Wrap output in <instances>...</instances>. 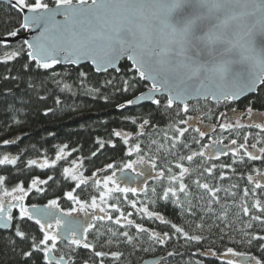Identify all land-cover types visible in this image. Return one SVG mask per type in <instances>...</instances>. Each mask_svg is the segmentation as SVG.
<instances>
[{"label":"trees","instance_id":"16d2710c","mask_svg":"<svg viewBox=\"0 0 264 264\" xmlns=\"http://www.w3.org/2000/svg\"><path fill=\"white\" fill-rule=\"evenodd\" d=\"M44 2L49 6L55 5L52 0ZM21 24V13L10 5L0 4V38H5L6 33L16 29H19L18 35L24 34L25 30L21 28ZM11 51L19 52V56L7 63L0 62V158L5 154L15 155L18 157V163L16 166H0V174L5 175V186L9 190L18 183L30 188L31 180L36 178L48 181L38 185L43 189L40 193L31 189L26 198L27 205H47L49 201L57 199L63 208H67L69 205H75L66 198L69 191L84 202L96 198L100 192L98 187L86 184L77 188L75 185L78 182L64 175L63 169L71 167L74 160L78 165L83 162L77 172L83 173L84 177H89L96 171L104 172L108 169V164L115 166L113 170H119L128 161L139 159L141 155L146 163L150 158H157L158 167L171 161L173 171L178 174L179 170L174 167L178 157L203 150L202 145L208 143L206 136L201 139L191 127L185 136L180 138L181 143H178L176 148H172V139H165V135L169 138L178 136L173 126L187 127L180 125L178 121L188 116L210 127L216 125L224 113L233 110L246 113L251 107V118L264 123V85H260L255 95L239 103H211L209 100L190 102L186 114L182 112L180 105L174 104L172 109L165 108V97L157 98L161 100L160 106L152 103L130 108L126 102L148 90L149 85L138 77L131 79L134 73L126 60L119 64V71L109 70L101 74L96 73L89 65L72 67L57 64L54 68L45 70L37 67L35 61L27 56L28 50L23 41L8 43L7 47L0 45V60H3L6 52ZM81 72L87 74L83 83ZM124 79H129L130 83L127 92L122 90ZM65 84L71 86L70 90L64 87ZM132 84L135 87H131ZM92 89L98 91H91ZM177 112H180V116L176 115ZM145 119L149 124L141 137L138 130ZM131 120L136 123H131ZM114 131L127 134L130 137L129 145L115 137ZM245 135L248 136V151L256 152V149L251 148V144L256 143L258 139L261 142L257 143V148L264 147V132L255 127L245 125L227 131H214V137L222 139L224 143L231 144V140L236 139L235 146L244 143ZM5 140L14 143L4 146ZM153 140L156 141L155 144L152 143ZM134 142L141 143L142 153L133 152L129 155L127 149ZM183 143H187L189 147H183ZM65 145V157L56 161V154ZM93 152L96 153L95 156L92 155ZM243 152L242 149L235 158L229 153L219 160L208 161L204 166L216 165L211 176L207 173L201 175L203 166L197 167L201 158L196 157L191 163L183 161L186 167L192 169L191 174L185 178L190 196L186 200L182 197L184 210L171 202L157 201L155 205L147 204L149 211L161 214L169 221L167 225L154 218L148 219L137 210L132 212L127 201H123L120 195L118 198L113 195L125 216L129 212L132 213V216L127 218L132 219L134 225H142L160 235L167 232L170 239L165 244L160 245L150 240L147 233H137L134 226L120 227L104 220L94 222L96 227L88 233V242L95 245L93 249L75 248L67 242H58L55 251L57 257L61 254H64L66 259L71 257L73 264H100V258L94 253L103 251L109 253L103 264H139L151 257H162L158 264H226L227 260L222 255L228 248H232L236 253L255 256L264 261V251L260 248V245H264V240L252 239V236L264 237V224L250 219L251 215L264 218V212L252 208L256 199L264 205V189H255L253 193L254 185L249 184L247 180L248 175L255 177L260 176L258 173L264 174V160L249 161ZM31 159H35L37 165H28L27 161ZM45 159L54 166L39 168L38 165ZM221 165L231 167L221 168ZM221 172L226 177L224 180L218 179ZM197 177L211 186L221 187L222 190L217 194L219 203L209 204L211 197L194 183ZM261 182L264 183V180ZM162 183L152 185L157 187L158 194L162 191ZM245 188L249 189L248 197L243 196ZM230 192L235 195H230ZM130 196L132 195L127 194L128 200ZM139 197L137 202L141 206L144 196ZM243 204L249 207V216L243 215ZM189 208L191 212L187 211ZM118 215L119 213L115 214V217ZM116 218L113 217V220ZM171 223L182 227L189 236L201 237V240H187L175 234ZM198 224L202 227H197ZM249 224L251 227H248ZM16 227L28 237L35 236L37 241L42 239L43 233L34 220H21L19 215H15L10 230L0 231V264H44L41 252L33 251L32 256L25 258L24 253L31 250V243L28 239L21 240L15 236ZM109 229L117 235L112 236ZM124 231L129 232L133 238L132 243L126 242L120 235ZM109 240L112 243H107ZM113 252L121 253L119 260L111 257Z\"/></svg>","mask_w":264,"mask_h":264},{"label":"snow or ice","instance_id":"6c2138e0","mask_svg":"<svg viewBox=\"0 0 264 264\" xmlns=\"http://www.w3.org/2000/svg\"><path fill=\"white\" fill-rule=\"evenodd\" d=\"M55 7H49L44 0H14L12 7L22 14L21 28L24 30L39 29V34L32 40L25 39L23 43L27 45L29 51L27 56L35 61L37 67L42 69H52L57 64L79 65L82 61H90L96 72H107L109 68H116L117 62L121 57H126L131 61L130 70L134 73L132 80L137 77L139 80L151 82V88L147 96L141 95L136 98L135 103L143 100H150L154 105L160 106L161 100L155 98L157 94L166 95L167 109H172L174 104L182 105V112L188 113V101L194 97L203 95L205 98L211 95L213 99L226 102L236 101L242 95L249 92H256L260 85H264V50L256 53L252 47H245L239 43L243 35H247L253 28L259 26L261 34H264V0H54ZM62 16L63 20L57 17ZM247 30V31H246ZM19 29L6 33V37H16ZM243 34V35H242ZM0 45L8 46L7 39L0 40ZM240 48L239 55H233V51ZM63 54V55H61ZM19 52L11 51L4 54L0 62L7 63L15 60ZM119 71L118 68H116ZM83 80L87 74L81 72ZM111 83V81H107ZM64 87L70 90L71 86L65 84ZM129 79L123 80L124 92L129 90ZM131 87H135L134 84ZM91 91H98L92 89ZM106 99V98H105ZM59 103V101H57ZM134 102L129 100L126 105H132ZM124 107V106H121ZM235 111V110H233ZM251 118L252 108L246 110ZM180 116V112L176 113ZM239 115V114H237ZM264 115V114H262ZM191 116L186 119H180V125L188 127H175L173 130L178 136L171 138L165 135V139H172V148H176L181 143L180 138L185 136L189 127L192 125ZM135 124V120H131ZM149 124L148 120H143L138 130L140 136H144V129ZM243 125L239 119L235 125L232 122L221 123V130H230L234 127L242 128ZM248 127H255L264 132V123H249ZM194 131L203 139L207 132L199 127ZM215 131V129H213ZM114 136L122 139L125 145H129L130 137L121 131H114ZM139 139V137H137ZM244 143L238 148L230 149L233 158L237 157L238 152L243 149V155L249 161L264 160V147L257 148V143L251 144L256 152L248 151V136H244ZM197 143L199 141H196ZM13 141H3L4 146H10ZM156 143L155 140L152 141ZM221 140H213L210 145H202L200 151H193L189 155H180L174 167L179 170L178 174L173 171L172 162L158 167L157 158L153 157L147 161L152 173V179L161 184L162 191L158 194L157 187L151 188L149 196L148 185L145 184L142 189L137 187L121 186L126 181L118 180L116 172L108 175L103 180V191L100 192L99 203L95 197L91 203H86L77 198L71 191L66 196L78 207L73 208L74 212H83L93 223L87 225L71 220L62 219V217H71V212H63L56 215L52 210L59 209L57 200H51L44 209L32 205L31 208L25 206V199L28 197L31 189L40 193L42 188L40 184H46L47 180L39 178L31 180V186L28 190L23 184H16L9 190L6 187L5 175L0 174V226L8 228L14 217L13 209L18 208L19 219L34 220L39 225L43 233L42 239L36 240L35 236L28 237L19 227H16L15 236L21 240L28 239L31 243V250L24 253L25 258L32 256L33 251L43 254L44 264H73L71 257L65 258L61 254L56 258L53 253L57 251L58 241L66 240L69 246L75 248L93 249L94 244L88 242V233L96 227L94 222L111 221L120 227H135L137 233H147L150 240L163 245L170 239L167 232L160 235L156 231L142 225L136 224L132 219V213L121 211L117 204H108L110 193H121L127 198L128 193L137 195L143 192L144 200L137 209L136 202L131 203V208L137 209L148 219L159 220L162 224H168L169 221L161 214L149 211L147 204L155 205L157 201L171 202L174 206L184 210L183 199L190 196L188 185L185 183L186 176L190 175L192 169L186 167L183 161L193 162L196 157L201 158L200 165L203 166V172L208 176L213 174L215 164L207 165L210 160H219L222 155H228V151H221ZM231 145H237V140H231ZM115 147V145H112ZM60 148L55 156V160H61L64 155V149ZM103 147V145H101ZM183 147L188 148L187 143ZM229 149V145H223ZM151 150V149H150ZM127 152L131 155L133 152L142 153L141 143L134 142L128 147ZM70 155V153H69ZM96 155L95 152L92 153ZM236 161L234 160L233 163ZM18 157L15 155H3L0 158V166H16ZM28 165H37L35 159L27 161ZM139 164H145L143 155L137 160ZM73 165L82 167L73 161ZM49 161L45 159L38 167L41 169L50 168ZM231 167V165H221V168ZM108 169H114L113 164L107 165ZM126 169H134L133 164H127L120 168V172ZM65 176H71L73 181L78 183L75 187L86 185L88 180L83 173L77 175L74 169L64 168ZM15 174V173H14ZM135 176L143 175L140 171H135ZM264 180V174L258 173ZM95 177V173H93ZM226 177L223 172L219 174L218 179L224 180ZM51 179V177H50ZM249 184L254 185L255 189H264V183L255 179L252 175L247 176ZM97 187L101 186L99 179H94ZM199 189L204 190L211 197L212 202L219 203L218 193L222 190L219 186H211L207 182H202L199 177L194 180ZM109 185H112L110 188ZM236 187V185H233ZM235 195V193H229ZM243 196H249V189L245 188ZM6 198L7 201H6ZM191 204V201H188ZM244 216H249L250 209L247 204L241 205ZM253 209L264 212V205L259 199H256L252 205ZM92 210L90 215L88 210ZM97 209L99 213L97 214ZM110 210L119 213V216L113 220ZM191 212V208L187 209ZM252 221L264 224V218L258 215H251ZM202 227V225H197ZM251 227V224L248 225ZM171 228L175 234L187 239L199 242L201 237L189 236L182 227L171 223ZM61 229L63 231L61 232ZM112 236L117 233L109 229ZM128 243L133 242L128 231L120 233ZM247 235V233H246ZM252 239L264 240V237L252 236ZM50 242V244H49ZM251 243V240L248 241ZM107 243H112L111 240ZM264 251V245H260ZM243 256L236 253L232 248L227 249L225 255ZM94 255L100 258V264H103L104 258L109 253L95 251ZM114 260H119L121 253L113 252L110 254ZM172 255V253H169ZM245 264H264V261L255 256L244 257ZM226 264H235L232 259H228Z\"/></svg>","mask_w":264,"mask_h":264},{"label":"water","instance_id":"95a60500","mask_svg":"<svg viewBox=\"0 0 264 264\" xmlns=\"http://www.w3.org/2000/svg\"><path fill=\"white\" fill-rule=\"evenodd\" d=\"M13 3H14V0H0V4H4V5L12 6ZM49 7H55V5L49 6ZM21 16H22V14H21ZM57 19L58 20H63V17L62 16H58ZM39 31H40L39 29H36V30H25V33L22 34V35H17L16 37L0 38V40L7 39L9 44H12V43H15V42H18V41H24L25 39H27L29 41H32L39 34ZM239 43L241 45L245 46V47H249L250 46V47L255 49L256 53H260L262 50H264V34H261L259 26H257L256 28H253L249 34L243 35V39H241L239 41ZM25 46L27 48V45H25ZM27 50L29 51L28 48H27ZM232 54L233 55H239L240 54V48L235 49ZM61 55H63V54H61ZM123 60H126L131 65V61L127 60L126 57H121V59L117 62L116 68H119V64ZM60 65L72 66V67H80V66H84V65H89L94 70V66L91 64V62L90 61H86V60L82 61L79 65L63 64V63H61ZM116 68H109V70L117 71ZM96 73L101 74L103 72H96ZM143 82L146 83L147 85H149V87L151 88V82H149V81H143ZM256 92L246 93V94L242 95L238 100L231 101V102L232 103H239L243 99H245V98H247L249 96L255 95ZM148 93H149V89L144 91V92H142L141 94L137 95L136 97H134L132 99V101L134 103L132 105H128L127 107L135 108V107H139V106H143V105H147V104H152V102L150 100H143L140 103H135L137 97H140L141 95L147 96ZM159 97H165L167 99L166 95H160V94H157L155 98H159ZM206 100H209L211 103H222V102H224V100L217 101V100L213 99L211 95H208L206 98L203 95H201L198 98L194 97V98L190 99L188 101V103L194 102V101H206ZM176 105H178V104H176ZM180 106H182V105H180ZM221 151H227V150L225 148L221 147ZM119 179L121 181H126V183H122L124 186H129L130 183H131L132 177L130 176L128 171H124V172L120 173ZM37 208L44 209L45 205H38ZM53 212L56 215H61V213H59L57 211H53ZM62 219L71 220V221H77V222L83 223L85 225H87L89 223L88 221H85L83 219L76 218V217H73V216H71V217H62ZM11 226H12V223H11V225L8 228H4L3 226H0V231L1 232H7V231L10 230ZM62 231H63V229H61V232ZM59 241L60 242H67L66 240H63V239H61ZM245 256L251 257V256H248V255L240 256L239 258H237V263L238 264H245V260H244ZM161 259H162V257H151V258L145 259L144 261H142L139 264H158L161 261Z\"/></svg>","mask_w":264,"mask_h":264},{"label":"flooded vegetation","instance_id":"af4514ba","mask_svg":"<svg viewBox=\"0 0 264 264\" xmlns=\"http://www.w3.org/2000/svg\"><path fill=\"white\" fill-rule=\"evenodd\" d=\"M150 89V88H149ZM191 128H195V127H199V128H201L202 130L207 126H205L204 124H202V123H200V122H198V121H196V120H194V121H192V123H191ZM187 127H188V125H186ZM209 127V126H208ZM214 135V134H213ZM206 137L208 138V141H209V137H210V134L209 133H207V135H206ZM214 137V136H213ZM224 156H226V155H222L220 158H222V157H224ZM135 160L136 159H133V160H131V161H128L127 163H126V165L127 164H133L134 165V169H126L125 171H128L129 172V174H130V176L132 177V180H131V183H130V185H129V187H137L138 189H142L143 188V186L145 185V184H147L148 185V188H149V190H150V187H152V185L154 184V183H157V181H154L151 177H152V173H151V170H150V168H149V166H148V164L147 163H145L144 165L143 164H139V163H137V162H135ZM215 160V159H214ZM135 171H140V172H142L143 173V175H141V176H139V177H136L135 176ZM95 173V177H93V174L91 175V176H89V177H85L87 180H88V183L87 184H93L94 186H96L95 184H94V179H99L100 181H101V186L100 187H98L99 189H100V192L101 191H103L104 189H103V180H104V178H105V173L103 172V171H96V172H94ZM120 173H122V172H120V171H117V173H116V177H117V179L118 180H120L119 179V175H120ZM121 186H124L123 184L121 185ZM97 187V186H96ZM100 192H99V195L96 197V199L98 200V198L100 197ZM128 194H130V195H132V196H130V200H128L127 198L125 199V197H124V195L123 194H121V193H112L111 195H109V197H108V204H109V201H110V199H111V203H110V205L111 204H116V199L115 198H113V195L115 196V197H117L118 195H120L121 196V199L123 200V201H127V205H128V208L133 212L134 210H137L140 206L138 205V202H137V200L139 201L140 200V197L139 196H141V195H143V192H140V193H138L137 195H133L132 193H128ZM118 198V197H117ZM92 200V199H91ZM91 200H89V201H87L86 203H91ZM132 202H136V204H137V209H133V208H131V203ZM27 205V204H26ZM40 205H44V204H40ZM29 208L32 206V205H27ZM36 206H38V205H36ZM46 206V205H45ZM52 211H57V212H59V213H63L62 211H60V209H58V210H52ZM138 211V210H137ZM88 212H89V214L91 215L92 214V210L91 209H89L88 210ZM110 212H112V216L114 217L115 216V214H117L116 212H114V211H111L110 210ZM97 214H99V215H103L102 213H99V210L97 209ZM15 215H18V208H14L13 209V217L15 216ZM73 217H76V218H80V219H83V220H85V221H88L89 223H93V221H91L88 217H86V215H85V213L84 214H82V213H76V214H74V216ZM59 242V241H58ZM53 255L56 257V258H59V257H57V255H56V253L54 252L53 253ZM254 263V261L253 262H251V264H253Z\"/></svg>","mask_w":264,"mask_h":264},{"label":"rangeland","instance_id":"374dc122","mask_svg":"<svg viewBox=\"0 0 264 264\" xmlns=\"http://www.w3.org/2000/svg\"><path fill=\"white\" fill-rule=\"evenodd\" d=\"M53 2H54V0H52ZM237 114H239V115H237ZM237 119H239L240 120V122L243 124V125H248L249 123H261L259 120H256V119H252V118H250L248 115H247V113H240V112H237V111H231V112H227V113H224L223 115H221V117H220V119H219V121H218V123L216 124V125H214V126H210V127H208V126H206L203 130L205 131V132H207V133H209L210 134V137H209V141H208V143L206 144V145H210V144H212V142H213V140H221L222 141V144H221V147H223V145H229L230 146V148L229 149H227V151H228V153H230L231 154V151H230V149H235V148H238V146H233V145H231L230 143H224V141L222 140V139H217L216 137H213L214 135V131H213V129H218V130H221V128H220V125H221V123H226V122H232L234 125H235V123H236V120ZM192 121H194L193 119L190 121V124L192 123ZM221 131H227V130H221ZM224 148V147H223ZM242 151V149L238 152V153H240ZM66 154V153H65ZM64 157H65V155H64ZM63 157V158H64ZM62 158V159H63ZM137 160L138 159H136L135 160V162H137ZM76 164L78 165V163L76 162ZM144 165V164H143ZM70 169H74L75 170V174H77V175H79L78 174V172H77V169H78V167L76 166V165H72L71 167H69ZM117 171H119V170H115V172L117 173ZM105 177L106 176H108V175H112V172H113V169H106L105 171ZM68 177H70L71 178V176H68ZM261 176H255L254 178L255 179H257V180H262L261 178H260ZM109 187L111 188L112 187V185H109ZM26 190H28L29 189V187L28 188H25ZM30 193V192H29ZM112 193H110L109 195H111ZM27 198V197H26ZM67 198V197H66ZM7 199L8 198H6V201H7ZM54 200V199H53ZM55 200H57V199H55ZM99 200H100V197L98 198V200H97V202L99 203ZM58 201V200H57ZM66 201V200H65ZM58 203H59V201H58ZM90 204V203H89ZM25 206L26 207H28L27 205H26V199H25ZM76 207H78L77 205H69L67 208H63L60 204H59V209H60V211H62V212H71L72 213V215L71 216H74V214H76L77 212H74V211H72L73 210V208H76ZM78 213H82V214H84L83 212H78ZM103 214V213H102ZM110 214H112V212H110ZM119 216V215H118ZM117 216V217H118ZM114 218H116L115 216H114ZM49 244H50V242H49ZM227 253V252H226ZM223 256V258L224 259H226V260H228V259H232L234 262H235V264L237 263V258H239L240 257V255H238V256H231L230 254L229 255H225V253L222 255Z\"/></svg>","mask_w":264,"mask_h":264}]
</instances>
